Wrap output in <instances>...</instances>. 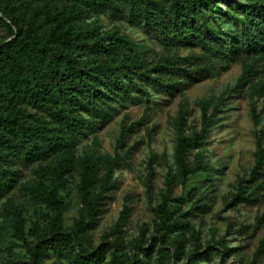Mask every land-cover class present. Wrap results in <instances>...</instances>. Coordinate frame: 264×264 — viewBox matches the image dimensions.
I'll return each mask as SVG.
<instances>
[{
	"label": "rangeland",
	"instance_id": "rangeland-1",
	"mask_svg": "<svg viewBox=\"0 0 264 264\" xmlns=\"http://www.w3.org/2000/svg\"><path fill=\"white\" fill-rule=\"evenodd\" d=\"M245 2L214 0L209 8L216 21L209 25L210 31L219 35L239 33ZM168 3L164 0L166 6ZM58 7L62 4L58 3ZM63 9L68 12L70 7L65 4ZM130 11L141 16L136 2L133 6L123 5L120 11L100 7L84 9L78 16L71 12L83 29L126 38V43L105 41L114 47V61L121 68L118 80L123 88L103 84L105 96L96 101L95 107L76 111L83 124L73 148L74 165L60 180L53 178L52 170L65 156L62 152L4 165L10 186L0 195V264H29L27 248L49 236L53 212L43 201V192L57 191L64 206L62 224L69 229L82 210L77 161L87 157L95 162L91 189L95 193L105 176L107 162L117 155L118 162L110 174L112 186L101 200L103 211L82 241L88 249H101V264L112 257V252L128 259L136 255L144 264H160L159 247L166 252L165 264H186L195 253L199 264H264V248L258 249L264 238V192L254 190L255 182L248 181L255 165V134L264 128V56L259 58L256 73L240 88L235 84L243 65L237 61L223 66L215 76H191L185 80V89L169 95L152 79L162 76L154 68L157 62L167 54L186 57L191 53L201 55V50L162 42L156 30L145 28L136 17L129 16ZM6 36V28L0 24V43ZM77 57L91 65L112 61L107 51L81 52ZM146 69L149 77L135 73ZM221 94L222 111L215 113L205 144L190 150L188 156L191 163L194 154H199L205 169L182 178L174 158L179 118L184 120L183 135L197 132L201 120L199 102H207L211 112ZM241 184L246 197L238 195ZM163 202L173 219L186 224L168 233L157 231V207ZM15 210L24 219L23 237L13 234ZM40 264L71 262L48 250Z\"/></svg>",
	"mask_w": 264,
	"mask_h": 264
},
{
	"label": "trees",
	"instance_id": "trees-1",
	"mask_svg": "<svg viewBox=\"0 0 264 264\" xmlns=\"http://www.w3.org/2000/svg\"><path fill=\"white\" fill-rule=\"evenodd\" d=\"M0 0V24L7 30L6 38L0 43V195L9 188V174L4 165L15 160L27 162L45 159L54 153L65 156L52 170L57 181L73 168V148L79 137L83 119L78 109L89 111L105 96L101 85L123 88L118 80L121 68L114 61V47L105 43H126L125 37L113 34L98 35L83 29L75 15L84 9L109 7L120 11L125 4H138L140 17H136L145 28L156 30V37L165 43H181L199 47L201 55L191 53L186 57L167 54L154 67L161 75L153 77L158 87L169 95L185 89V80L191 76L211 77L223 66L241 61L243 70L236 81L240 88L256 73L259 58L264 56V0H246L242 5L241 30L234 34H221L211 30L209 25L216 20L211 7L214 0ZM58 3L62 7H58ZM70 10L65 12L63 6ZM58 7V8H55ZM55 8V9H54ZM107 51L112 61L94 62L80 60L81 52ZM137 67L134 60L129 62ZM185 65L188 68L183 69ZM168 73L169 75H165ZM149 77V69L135 72ZM164 73V75H163ZM224 95L221 94L208 112V103L199 102L201 110L200 128L191 135H183V117L179 118V137L174 148V158L179 175L185 178L190 173L204 170L202 157L194 154L188 161L190 150L205 144L209 127L215 113L221 112ZM253 118L258 120L254 113ZM264 128L255 134V165L248 181L255 182L254 190L264 192ZM119 159L117 155L107 162L106 172L97 192L92 193L95 162L90 158L77 161L81 170L80 217L66 229L62 224L64 206L55 189L42 193L47 207L53 212L50 219V234L39 244L27 248L29 264H40L48 250L70 259L71 264H101L103 252L100 248L88 249L82 246L87 229L93 226L102 213V198L112 186L110 174ZM238 195L246 197L241 184ZM160 222L157 231L168 233L173 227L186 223L173 219L165 202L157 207ZM24 219L15 210L13 234L23 237ZM107 235V234H106ZM264 248V238L258 249ZM160 264H165V250L158 248ZM147 255V254H146ZM195 253L186 264H199ZM103 264H144L134 255L128 259L115 254Z\"/></svg>",
	"mask_w": 264,
	"mask_h": 264
}]
</instances>
